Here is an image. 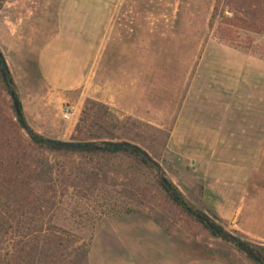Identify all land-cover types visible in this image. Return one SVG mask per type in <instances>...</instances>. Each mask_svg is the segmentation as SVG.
<instances>
[{"label":"rangeland","instance_id":"374dc122","mask_svg":"<svg viewBox=\"0 0 264 264\" xmlns=\"http://www.w3.org/2000/svg\"><path fill=\"white\" fill-rule=\"evenodd\" d=\"M0 3V52L17 93L23 61L31 58L29 54L39 50L61 27L74 23L73 31H64L58 45L82 61L90 52L83 47L84 43L82 47L78 44L83 42L82 38L108 53L111 46L119 44L113 52L119 57L127 54L126 43H134L136 83L144 78L141 75L144 61L149 71L143 89L150 102H158L164 96L173 107L179 106L174 107V112L181 109L187 98V107L193 106L198 118L197 129L219 126L233 148L263 134L260 127L264 126V60L212 37L209 19L214 0H0ZM2 95L12 101L8 90ZM87 100L77 108V122ZM52 110L57 112L58 107L53 106ZM147 112L138 117L110 108V117L128 126L127 141L141 146L189 203L216 218L231 234L250 241L241 229L231 227L228 220L210 208L205 192L209 186L227 191L246 188L245 195L228 196L239 203L246 198L247 203L257 200L252 218L264 220V154L256 164L253 155L245 156L244 147L241 154L226 152L212 157L208 152L212 148L178 145L182 131L175 130L177 115L169 111L166 123L160 124L164 120L157 108ZM56 126L60 127L58 121ZM44 135H50L44 137L53 141H65L54 136L53 131ZM193 136L195 142L202 139L195 131ZM47 157L49 165L40 173L38 183L55 179L59 174L88 180L79 193L70 191L66 205L55 217L59 226L89 244L88 253L71 257L72 264H256L233 244L170 208L153 173H146L139 180L141 186L150 190L146 201L149 204L143 206L141 213L127 214L124 210L130 201L123 189L130 187L134 179L127 175L129 164L125 158L107 161L57 154ZM215 174L219 176L214 178ZM242 174L247 175L243 183ZM91 184H96L95 188L87 189ZM148 221L177 239L166 238L163 231ZM242 229L252 231L254 237V227ZM257 229L264 231V227ZM197 257L204 260L198 263Z\"/></svg>","mask_w":264,"mask_h":264},{"label":"trees","instance_id":"16d2710c","mask_svg":"<svg viewBox=\"0 0 264 264\" xmlns=\"http://www.w3.org/2000/svg\"><path fill=\"white\" fill-rule=\"evenodd\" d=\"M1 8V3H0ZM212 37L219 43L264 60V0H214L209 19ZM0 52V264H72L71 257L86 254L88 242L55 222L70 191L79 193L88 180L59 176L38 183L49 165L47 154L102 158L123 157L127 175L134 179L127 191L130 201L124 211L141 213L149 203L150 190L139 180L146 173L155 179L170 208L187 215L222 240L233 244L256 264H264V246L228 232L216 218L193 206L165 174L160 165L139 145L127 141V125L110 117V108L89 99L72 134V141L83 149L60 148L36 133L27 123L23 106L9 69L4 70ZM12 86L19 113L2 94ZM33 136L28 137L23 128ZM118 142L130 146L115 147ZM57 171V170H56ZM95 175V174H94ZM96 184L87 185V189ZM143 207V208H142ZM151 217V216H150Z\"/></svg>","mask_w":264,"mask_h":264},{"label":"crops","instance_id":"0c3cea01","mask_svg":"<svg viewBox=\"0 0 264 264\" xmlns=\"http://www.w3.org/2000/svg\"><path fill=\"white\" fill-rule=\"evenodd\" d=\"M65 26V28L61 27L60 31L54 34L39 50L32 51L29 54L32 57L28 58V60L25 59L20 68L21 84L18 96L23 106L26 121L36 133L49 138L50 135H44V132L53 131L55 133L54 136L57 138L69 141L77 123L78 106L87 99H94L109 106L112 110L116 109L124 114L138 117L149 114L147 111L153 107L157 108L158 113L164 120L160 124L166 123L165 120L168 118L167 113L169 111L171 113L172 111L174 115H177L175 130L182 131L177 142L178 145L212 148L208 151L212 157H215L216 154H225L226 152L229 154H241L242 147H244L245 156L249 153L253 155L256 164L261 162L259 160L262 159L261 157L264 154V126L260 127V131H263V134L258 135V138L239 143L240 147L235 146L233 148L232 142H228V136L219 126L212 125L208 129L204 126L205 128L202 130L197 129V126L199 127L198 118L194 114V107H187V98L182 103L181 109L174 112V107L177 109L179 106L175 105L173 107L171 102L168 103V100L164 96L160 97L158 102H150L143 89L145 84L144 79L149 71L145 69L144 61L141 73L144 78L142 81L138 80L136 83L135 55L133 53L135 50L134 43H126L125 50L127 54L125 57H119L113 53L117 51L116 49H118L119 44L111 46V51L108 53L106 49H102L96 44H88L82 38L83 42H78V44L82 47L81 43H84L83 47L86 51H90H88L89 53L84 57V61H82L80 57L75 56L65 47L58 45L60 39L63 38L64 31H70V33L73 31L72 26H74V23H69ZM68 59L69 62H67ZM136 87L138 92H136ZM64 104H71L76 107L74 117L70 119L64 117ZM53 106L58 107V114L56 111H51V107ZM145 112L147 113L145 114ZM57 121L60 127L56 126ZM194 131L197 137L202 138L197 140V142H195L193 136ZM200 131L205 132L204 136L202 133L199 134ZM209 169L212 170L213 166H210ZM230 174L232 173L230 172ZM217 176L219 175L215 174L213 177ZM240 178L243 183L247 175L242 174ZM245 193H247L246 188L227 191L221 187L209 186L205 192V196L210 208L220 218L225 221L228 220L232 224L231 227L241 229V232L251 242L264 245V237H262L264 231L261 229L264 227V220L252 218V213L256 210L255 205L258 201L252 200L247 203L246 198L244 202L239 203L236 199L228 196L233 194L245 195ZM148 222L155 229L163 231L155 222ZM243 227H254L256 229L254 237L251 235L252 231L243 230ZM163 233L166 238L177 239L174 235L167 234L164 231ZM188 252L193 253L189 250ZM203 260L197 257L198 263Z\"/></svg>","mask_w":264,"mask_h":264},{"label":"water","instance_id":"95a60500","mask_svg":"<svg viewBox=\"0 0 264 264\" xmlns=\"http://www.w3.org/2000/svg\"><path fill=\"white\" fill-rule=\"evenodd\" d=\"M1 60H2L3 69L7 70L8 69V65H7V63H6V61H5V59H4L2 54H1ZM8 92L10 94V97L12 99V103L15 106V109H16L17 113H19L16 95H15V92H14V89H13L12 86H10L8 88ZM23 130H24V132L26 133V135L28 137H32L33 136V132L28 127H24ZM47 143L51 144V145H53L55 147H60V148L83 149V148L87 147V145H85V144H78V143L71 142V141H53V140L49 139L47 141ZM114 146L115 147H122V146L128 147V146H130V143H128V142H118V143H115ZM163 174H164V172H162V175Z\"/></svg>","mask_w":264,"mask_h":264},{"label":"built area","instance_id":"2783aa9c","mask_svg":"<svg viewBox=\"0 0 264 264\" xmlns=\"http://www.w3.org/2000/svg\"><path fill=\"white\" fill-rule=\"evenodd\" d=\"M76 114V107L71 104H65L63 109V115L66 119L74 117Z\"/></svg>","mask_w":264,"mask_h":264}]
</instances>
